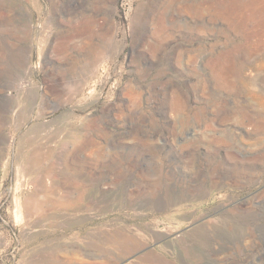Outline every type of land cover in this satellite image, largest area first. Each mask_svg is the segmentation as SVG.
<instances>
[{"label":"rangeland","instance_id":"1","mask_svg":"<svg viewBox=\"0 0 264 264\" xmlns=\"http://www.w3.org/2000/svg\"><path fill=\"white\" fill-rule=\"evenodd\" d=\"M0 264H264V0H0Z\"/></svg>","mask_w":264,"mask_h":264}]
</instances>
